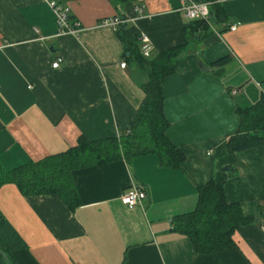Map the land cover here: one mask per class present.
Returning <instances> with one entry per match:
<instances>
[{
    "label": "crops",
    "instance_id": "1",
    "mask_svg": "<svg viewBox=\"0 0 264 264\" xmlns=\"http://www.w3.org/2000/svg\"><path fill=\"white\" fill-rule=\"evenodd\" d=\"M49 1L0 0V167L65 152L82 135L128 129L148 76L126 60L116 28L102 24L115 16L134 19L150 56L184 46L162 88L167 135L185 159L170 167L148 153L76 169L74 209L57 194L25 195L4 183L0 214L24 243L8 251L11 263L264 264V143L227 151L237 109L264 94V0H220L228 18L210 15L207 30L192 29L183 12L188 1L206 0H53L70 7L78 35L58 34ZM224 56L223 67L211 65ZM211 179L254 221L235 230L230 247L202 254L175 222L196 208L197 188ZM134 185L146 197L129 207L122 196Z\"/></svg>",
    "mask_w": 264,
    "mask_h": 264
},
{
    "label": "trees",
    "instance_id": "2",
    "mask_svg": "<svg viewBox=\"0 0 264 264\" xmlns=\"http://www.w3.org/2000/svg\"><path fill=\"white\" fill-rule=\"evenodd\" d=\"M214 21L227 20L228 14L220 3L211 6ZM192 29L207 30L205 20H193ZM116 34L124 47V56L140 66L147 73V81L141 84L144 98L133 115L130 126L119 137L91 140L81 136L75 146L67 151L50 155L38 161H29L12 170L0 167V186L15 183L25 195L57 194L74 209L80 204L72 172L92 165H105L121 158L153 153L164 166L179 167L185 155L168 137L170 121L164 113L163 81L173 73L184 50L183 45L145 57L141 53V31L129 22L116 28ZM230 60L221 57L211 63L223 67ZM240 124L227 141V151H243L264 143V94L251 106L238 108ZM196 208L180 215L175 228L188 236L198 252L211 254L234 244L233 234L243 225L254 221L245 216L239 205L230 203L225 195L224 185L211 179L199 186ZM24 245L10 223L0 214V264H7L1 254ZM11 263V261H10ZM12 264V263H11Z\"/></svg>",
    "mask_w": 264,
    "mask_h": 264
},
{
    "label": "built area",
    "instance_id": "3",
    "mask_svg": "<svg viewBox=\"0 0 264 264\" xmlns=\"http://www.w3.org/2000/svg\"><path fill=\"white\" fill-rule=\"evenodd\" d=\"M218 2H220V0H206L202 2L188 1V3H186L183 6V12L190 21L205 20L208 22L211 15V6L214 3H218ZM49 4L56 16L58 34L68 33V34L78 35L80 31V25L77 21L72 19L70 7L57 3L56 1L53 0L49 1ZM130 21H134V19H127V18L115 16V17L104 18L102 20V24L110 25L114 28H117L119 25ZM231 29L235 30L236 26L233 25ZM140 40H141V53L145 57H149L151 47L147 35L141 32ZM62 62H63V57L59 56L52 63V66L54 68H57L61 65ZM121 66L125 67L126 62L125 61L121 62ZM145 197H146V193L144 189L140 186L134 185L129 191L123 194L122 199L127 206L133 207L136 205H141Z\"/></svg>",
    "mask_w": 264,
    "mask_h": 264
},
{
    "label": "water",
    "instance_id": "4",
    "mask_svg": "<svg viewBox=\"0 0 264 264\" xmlns=\"http://www.w3.org/2000/svg\"><path fill=\"white\" fill-rule=\"evenodd\" d=\"M225 170H232V168H230L229 166H225L224 167ZM1 254L4 256V258L6 259L7 264H11L10 261L8 260L7 256L5 253L1 252Z\"/></svg>",
    "mask_w": 264,
    "mask_h": 264
}]
</instances>
